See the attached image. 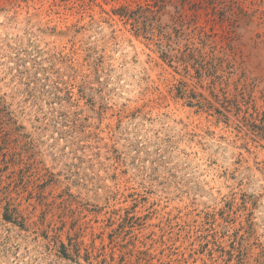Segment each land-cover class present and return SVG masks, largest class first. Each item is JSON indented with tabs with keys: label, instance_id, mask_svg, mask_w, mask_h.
<instances>
[{
	"label": "rangeland",
	"instance_id": "obj_1",
	"mask_svg": "<svg viewBox=\"0 0 264 264\" xmlns=\"http://www.w3.org/2000/svg\"><path fill=\"white\" fill-rule=\"evenodd\" d=\"M147 1L0 0V264H264V0L215 73Z\"/></svg>",
	"mask_w": 264,
	"mask_h": 264
},
{
	"label": "trees",
	"instance_id": "obj_2",
	"mask_svg": "<svg viewBox=\"0 0 264 264\" xmlns=\"http://www.w3.org/2000/svg\"><path fill=\"white\" fill-rule=\"evenodd\" d=\"M243 3L244 0H148L144 8H140L139 10L144 11V34L146 35H153L156 26H158L159 30L163 29L160 27H163L161 19L164 15L171 17L170 27L176 29L177 32L180 31L178 32L179 35H181L180 33H185L187 28L193 26V29L187 35H189V38L196 36L199 43H201V47L197 46V42H193L194 47L191 48L188 46L190 52L185 53L181 58L186 63L189 60H194L196 62L194 67L199 73L205 70L215 73L226 62L228 67H233L235 65L234 63H236L235 58L231 59L229 53L230 50H233L232 43L229 42L228 45H223L217 40L220 36L229 38V35L220 33L218 29V24L225 20L224 10L219 7L229 5V7L237 6L240 10H244ZM169 8H171L170 11ZM171 11H173V14H171ZM126 15L133 16L131 13ZM132 18L138 21L140 19ZM235 30H233L234 36L231 39L232 42L236 36ZM160 31L162 32V30ZM207 47L210 50L206 51ZM217 49L220 51L219 55L216 52ZM196 53H199L201 59H199ZM207 57L210 58L207 59L208 62L206 63L205 60ZM197 64H199V67H197ZM185 66L186 69L189 68L188 64ZM243 73L244 86L249 90L250 102L253 100V93L256 90L257 83L255 80L247 82V75L244 71ZM262 93L264 100V91ZM255 109L258 110L257 108ZM261 113L264 115V110ZM261 128H264V125Z\"/></svg>",
	"mask_w": 264,
	"mask_h": 264
}]
</instances>
